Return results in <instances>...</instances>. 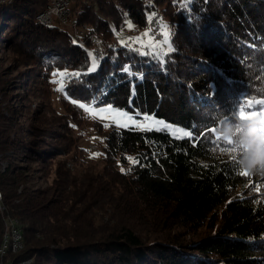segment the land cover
<instances>
[{
	"label": "trees",
	"instance_id": "trees-1",
	"mask_svg": "<svg viewBox=\"0 0 264 264\" xmlns=\"http://www.w3.org/2000/svg\"><path fill=\"white\" fill-rule=\"evenodd\" d=\"M45 6L0 3V42L33 66V83L62 126L48 131L54 140L28 138L0 111V235L3 219L14 218L23 243L6 260L264 264V176H240L210 131L234 119L242 100L264 99V0H72L76 34L55 20L39 23ZM146 32L160 47L141 56L149 49L134 41ZM94 37L105 45L99 54ZM88 49L98 65L92 73ZM60 73L68 75L55 97ZM79 104L161 119L193 138L106 128L87 121ZM87 123L99 135L97 158L77 130ZM31 162L44 163L46 177L53 168L50 185H33Z\"/></svg>",
	"mask_w": 264,
	"mask_h": 264
},
{
	"label": "rangeland",
	"instance_id": "rangeland-1",
	"mask_svg": "<svg viewBox=\"0 0 264 264\" xmlns=\"http://www.w3.org/2000/svg\"><path fill=\"white\" fill-rule=\"evenodd\" d=\"M128 24H131V26H133V24L130 22H128L127 25ZM65 29L67 30V32L75 34L74 30L70 27H66ZM165 29H163V31H165ZM89 53H92V49H88V54ZM32 70H34L33 66L31 64L29 65L27 60L19 57L18 54L9 47L8 43H5L3 41L0 42V111L6 116V118L8 119L7 121L9 123H13L15 129L19 127H22L23 131L28 129L27 134L24 135L25 137L29 138L33 136L39 138L41 141H48L50 139L54 140L53 137L48 135V131L52 127H55L57 131L62 132V130L60 129L62 127L61 122L60 120L55 118L56 116H52L46 108V102L42 95L43 88L41 85H38V83H33V80L36 78L33 76ZM56 81L57 82L54 83V85L57 89L58 87H60V84L62 82L61 76H58ZM56 89L54 93L55 97L61 93L60 91H56ZM107 107L109 106L92 108L95 110H99ZM127 114L135 117L139 122H141V119H143L144 117L143 116L142 118H138L134 114ZM86 116L88 118L87 121L89 122L91 120H96L102 123L103 125L107 124L108 127L106 128H109L111 126L118 127L111 120V118L101 120L99 118L91 117L88 113H86ZM12 117L13 120H11ZM154 119L158 121H163L165 124H167L164 120L157 118ZM129 127L135 128L133 126ZM171 128L175 129L179 127L171 126ZM136 129L141 130L140 128ZM77 130L81 131L83 137L81 139L82 145L84 147L89 148L90 154H95L94 158H97V156L99 155V135L96 133V130L88 123L84 125L82 129ZM0 163H3L5 168V162L0 160ZM28 165H30V170L36 168V170L33 172V176L35 177L33 180V185L35 187L43 189L47 187V185L51 184L52 177L54 176L53 168H51L50 173L46 177V170L43 166L44 163L42 164L41 162H31ZM67 167L71 168V165L68 164ZM101 167L102 164H98L97 166H95L96 170H100ZM106 213L110 214L108 212H105V214ZM107 214L106 216H104V221L108 216ZM26 260L28 261V263L30 262L29 264H31V259Z\"/></svg>",
	"mask_w": 264,
	"mask_h": 264
},
{
	"label": "snow or ice",
	"instance_id": "snow-or-ice-1",
	"mask_svg": "<svg viewBox=\"0 0 264 264\" xmlns=\"http://www.w3.org/2000/svg\"><path fill=\"white\" fill-rule=\"evenodd\" d=\"M127 27L131 29V24H128ZM163 28H166V26H162V32L164 35V44H168V33L167 31H163ZM145 38H147V42L145 43ZM123 43V41H122ZM134 43H139L141 48H148V52L140 51L141 56L145 55H153L154 49L159 48L160 46L153 43L152 39L149 38V34L146 32L144 33L143 37H137ZM170 50V49H169ZM89 56L91 58V66L88 68V72L92 73L96 71L97 69V61L96 58L92 55V53H89ZM161 64H163V60L161 59ZM125 72H129V69L126 67L124 68ZM55 75V74H54ZM61 77H64L68 74L66 73H60L59 74ZM74 77H79L80 73H74L71 74ZM56 83L57 81H53ZM63 85L61 84L60 87L56 89V91H62ZM73 103H76L73 101ZM85 113H88L91 117L93 118H99L101 120L111 118V120L116 124V126L120 128H127L129 126H133L135 128H140L141 130H168L171 132V134L177 138V139H183V138H193V133L191 131L179 129V128H171L169 125L165 124L163 121H158L155 120L152 117L149 116H144L143 117V122H139L135 117L128 115L127 113L119 110H114L110 106L107 108L95 110L90 106H86L85 104H79L78 105ZM259 106V107H257ZM259 116L261 118V131L264 132V99H256L255 97L253 98H246L242 100L238 106H237V111L235 113V118H238L239 120H246V119H251L253 117ZM105 127H108L107 124L104 125ZM211 133L215 136V139L212 141L213 144L216 145L217 149L221 153H229L231 154L229 159L236 164V157L233 155L235 152V145H232L231 141L228 142H221L219 137L215 135L216 129L213 128L210 130ZM201 135H204L203 133ZM199 139V137H197ZM231 145V147H230ZM95 155V154H94ZM94 158V157H93ZM132 163H135V161H132ZM238 174L243 177H250L251 175L247 171H239ZM264 176V174H261ZM257 191L259 189L257 188Z\"/></svg>",
	"mask_w": 264,
	"mask_h": 264
},
{
	"label": "clouds",
	"instance_id": "clouds-1",
	"mask_svg": "<svg viewBox=\"0 0 264 264\" xmlns=\"http://www.w3.org/2000/svg\"><path fill=\"white\" fill-rule=\"evenodd\" d=\"M52 11L58 15L60 10L54 8ZM261 127V118L257 116L246 120L223 118L215 128V135L221 142L231 141L236 146L233 155L238 170L250 175L264 174V132Z\"/></svg>",
	"mask_w": 264,
	"mask_h": 264
},
{
	"label": "bare ground",
	"instance_id": "bare-ground-1",
	"mask_svg": "<svg viewBox=\"0 0 264 264\" xmlns=\"http://www.w3.org/2000/svg\"><path fill=\"white\" fill-rule=\"evenodd\" d=\"M7 1H9V0H0V3H4V2H7ZM45 1H46V6H49V5H51L54 2V0H45ZM41 13H43V11H41L38 15H40ZM38 15L36 16V19H37ZM70 16H71V11H70ZM159 17L160 16L156 15L151 20L150 25H154L157 22H159L160 21L159 20ZM37 21L39 23L43 24V25L44 24H51L52 23L51 21H48V20H38L37 19ZM148 22H150V21H148ZM67 26L74 27V23H73L72 19H71V22H69ZM75 29H76V27H75ZM157 29H159V28H155V30H157ZM156 36H161V35L157 34ZM90 39H91L92 42L96 40L95 37L94 38H90ZM104 46L102 45L101 48H103ZM96 52L99 54L100 53V50L99 49H96ZM2 211H4V205L2 203V194L0 192V212H2ZM3 225H4V235L1 236V244H0V264H6V263L7 264H13L10 260H6L5 257H6V254L8 253V251H10L12 253L17 252V249H14V245H15L16 239H17V241L19 243V247L22 248V246H23V243H22V231H21V229L18 226L17 220L14 219V218H10L8 216L5 217V219H3ZM29 263H28L27 260H23V261H20V262H18L16 264H29Z\"/></svg>",
	"mask_w": 264,
	"mask_h": 264
},
{
	"label": "built area",
	"instance_id": "built-area-1",
	"mask_svg": "<svg viewBox=\"0 0 264 264\" xmlns=\"http://www.w3.org/2000/svg\"><path fill=\"white\" fill-rule=\"evenodd\" d=\"M72 0H54V2L49 5L46 6L43 9V13H41L40 15H38L37 19L38 20H48L53 22L58 21L60 24L63 25H68L69 22H71V16H70V5H71ZM59 9V14L57 15L55 12L52 11V9ZM160 22V21H159ZM159 22H157L153 26L154 28H158V24ZM161 36H156V39H159ZM93 44L95 46L96 49H99L102 47V43L98 40L93 41ZM143 122V120L141 121V123ZM4 235V225L2 226V231H1V235H0V244H1V236ZM14 249H17V252L21 250V248L19 247V243L16 239L15 245H14ZM7 264V263H6Z\"/></svg>",
	"mask_w": 264,
	"mask_h": 264
}]
</instances>
